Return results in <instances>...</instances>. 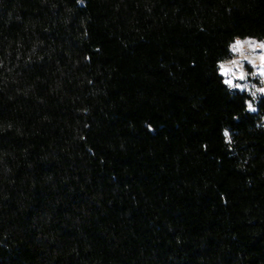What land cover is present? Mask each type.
<instances>
[{"label":"trees","instance_id":"16d2710c","mask_svg":"<svg viewBox=\"0 0 264 264\" xmlns=\"http://www.w3.org/2000/svg\"><path fill=\"white\" fill-rule=\"evenodd\" d=\"M235 37L264 0H0V264H264Z\"/></svg>","mask_w":264,"mask_h":264},{"label":"clouds","instance_id":"9594fccd","mask_svg":"<svg viewBox=\"0 0 264 264\" xmlns=\"http://www.w3.org/2000/svg\"><path fill=\"white\" fill-rule=\"evenodd\" d=\"M228 55L216 61V72L222 78L221 83L230 96L238 91L250 99L244 100V111L248 114L260 112L258 107L264 98V39L252 37H235L227 45ZM245 63L251 67L249 71ZM233 119L239 120L238 116ZM149 130L152 128L149 125ZM257 130H264V115L256 123ZM224 143L231 147L234 143L233 131L228 127L221 128Z\"/></svg>","mask_w":264,"mask_h":264},{"label":"rangeland","instance_id":"374dc122","mask_svg":"<svg viewBox=\"0 0 264 264\" xmlns=\"http://www.w3.org/2000/svg\"><path fill=\"white\" fill-rule=\"evenodd\" d=\"M245 67L249 70V71H251V67L249 66V65H247V63H245ZM262 99V98H261Z\"/></svg>","mask_w":264,"mask_h":264}]
</instances>
